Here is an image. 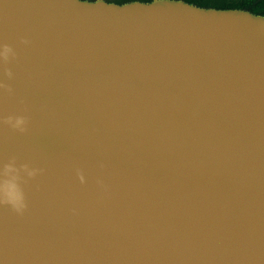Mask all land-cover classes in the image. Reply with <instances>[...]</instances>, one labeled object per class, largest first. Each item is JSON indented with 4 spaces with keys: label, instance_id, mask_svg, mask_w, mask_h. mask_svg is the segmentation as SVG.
<instances>
[{
    "label": "water",
    "instance_id": "1",
    "mask_svg": "<svg viewBox=\"0 0 264 264\" xmlns=\"http://www.w3.org/2000/svg\"><path fill=\"white\" fill-rule=\"evenodd\" d=\"M4 44L0 169L44 171L0 264H264V15L0 0Z\"/></svg>",
    "mask_w": 264,
    "mask_h": 264
},
{
    "label": "clouds",
    "instance_id": "2",
    "mask_svg": "<svg viewBox=\"0 0 264 264\" xmlns=\"http://www.w3.org/2000/svg\"><path fill=\"white\" fill-rule=\"evenodd\" d=\"M154 5V4H153ZM153 5L143 4L144 7H152ZM107 6H115L108 4ZM134 5H124L118 8H125ZM23 43H28L24 40ZM11 53V55H9ZM15 58L14 49L4 44L0 46V62L7 65L11 59ZM5 75L11 79L12 71L5 67ZM0 89L11 93L12 89L9 85L0 80ZM0 125H6L14 131L25 133L28 130V117L24 115H8L0 117ZM14 171L16 174L9 176L8 173ZM43 169L32 168L28 164L17 166L15 159L5 163L0 169V207H9L14 213L23 215L28 208L27 197L23 188V184L27 183L28 179L35 178L38 174L43 173ZM79 181L85 183V176L82 171H77Z\"/></svg>",
    "mask_w": 264,
    "mask_h": 264
},
{
    "label": "trees",
    "instance_id": "3",
    "mask_svg": "<svg viewBox=\"0 0 264 264\" xmlns=\"http://www.w3.org/2000/svg\"><path fill=\"white\" fill-rule=\"evenodd\" d=\"M123 4L131 1L150 2L152 0H107ZM201 7H213L218 9H244L255 14L264 15V0H183Z\"/></svg>",
    "mask_w": 264,
    "mask_h": 264
}]
</instances>
